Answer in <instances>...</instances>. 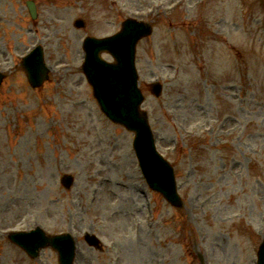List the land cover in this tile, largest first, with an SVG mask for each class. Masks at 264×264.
Wrapping results in <instances>:
<instances>
[{
  "label": "rangeland",
  "instance_id": "374dc122",
  "mask_svg": "<svg viewBox=\"0 0 264 264\" xmlns=\"http://www.w3.org/2000/svg\"><path fill=\"white\" fill-rule=\"evenodd\" d=\"M175 1L37 0L47 17L33 33L26 0H0V55L11 69L0 87V264H59L53 248L31 258L6 237L37 225L73 233L75 264H256L264 237V0L170 8ZM131 17L154 26L137 50L142 108L175 167L183 210L149 188L134 133L104 116L81 70L85 37L112 34ZM34 41L46 46L55 79L64 62L70 80L29 85L13 60ZM156 79L159 97L151 93ZM64 173L75 175L70 189ZM87 231L104 251L86 242Z\"/></svg>",
  "mask_w": 264,
  "mask_h": 264
},
{
  "label": "water",
  "instance_id": "95a60500",
  "mask_svg": "<svg viewBox=\"0 0 264 264\" xmlns=\"http://www.w3.org/2000/svg\"><path fill=\"white\" fill-rule=\"evenodd\" d=\"M147 32H149L148 27L142 26L140 28L137 22L130 20L127 25L124 24L123 30L114 40L113 38L107 40H90L87 43V56L84 64V69L88 74L89 80L93 83L96 95L101 100L104 109L107 110L113 118L125 122L137 131L138 137L135 142V147L140 156L146 146L139 135L145 132L147 123L145 115L138 111L140 100H138L137 96L139 92L137 89V75L134 66V43L143 33ZM102 49H109L114 52L118 60L116 65L110 66L103 62L99 56V52ZM25 68L28 71L29 78L33 85L36 86L42 82L47 69L43 63L41 50L34 52L26 59ZM130 111L131 114L126 116ZM152 155L153 154H144L142 157V166L150 184L154 188L167 194L169 199L180 204L179 196L176 194L175 196L171 195L170 187L166 186V184H162L159 181V177L153 175V169L148 165L149 158L155 160L160 170L166 172L167 177H169L170 173L166 168L165 162L161 158H156ZM63 181L69 186L72 183V178L66 175ZM9 236L12 240L22 245L33 256L38 255L40 247L46 244H52L60 251L62 263H71L73 259L75 246L69 233L46 235L45 232L38 227L30 232H12ZM262 256L264 257V247L262 249ZM260 264H263L262 261Z\"/></svg>",
  "mask_w": 264,
  "mask_h": 264
}]
</instances>
